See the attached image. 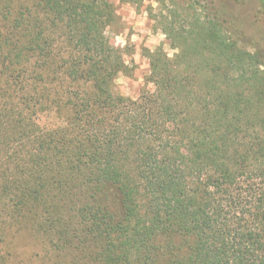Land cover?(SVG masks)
I'll return each mask as SVG.
<instances>
[{"label":"trees","instance_id":"trees-1","mask_svg":"<svg viewBox=\"0 0 264 264\" xmlns=\"http://www.w3.org/2000/svg\"><path fill=\"white\" fill-rule=\"evenodd\" d=\"M190 1L161 9L176 53H147L153 90L131 99L109 0H0V244L27 230L90 264H264V51ZM41 116L59 124L13 135Z\"/></svg>","mask_w":264,"mask_h":264},{"label":"rangeland","instance_id":"rangeland-1","mask_svg":"<svg viewBox=\"0 0 264 264\" xmlns=\"http://www.w3.org/2000/svg\"><path fill=\"white\" fill-rule=\"evenodd\" d=\"M171 1L109 0L115 12L112 23L106 30V36L113 47L125 51L126 62L132 69V75L121 74L116 79L114 87L117 93L131 99H138L144 91L153 90L152 84L147 82L150 74L147 53H154L161 49L170 58H173L176 53L161 24V9L164 5L170 7ZM175 1L183 3V0ZM154 3L158 6L154 7ZM196 3L201 8L207 5L210 9L207 10L208 12H219L227 21L226 29H230L229 33L241 40L248 50H254V43H260L264 51V11L259 0H197V2L191 0L189 6L185 3V8L190 5L197 6ZM120 37L124 40L123 44L118 40ZM133 37L137 39L134 41ZM122 77L125 84H117ZM141 79L143 83L140 82ZM59 121L57 117L33 118L23 124L15 125L12 133L17 139H23L49 129L59 124ZM5 240L4 244H0V264H90L88 259L77 252L61 256L53 252L48 253L39 239L27 230L10 233Z\"/></svg>","mask_w":264,"mask_h":264},{"label":"clouds","instance_id":"clouds-1","mask_svg":"<svg viewBox=\"0 0 264 264\" xmlns=\"http://www.w3.org/2000/svg\"><path fill=\"white\" fill-rule=\"evenodd\" d=\"M153 6H154V7H157L158 5H156V4L154 3ZM140 26H141V27L143 26L142 23H141ZM161 38H163V37H161ZM136 39H137L136 37H133V40H134V41H135ZM118 40H119V42H120L121 44L124 43V40H123L122 37L118 38ZM137 62H139V58H138V57H137ZM140 82L143 83V80L141 79ZM117 84H125V80H124V78L122 77L120 80H118V81H117Z\"/></svg>","mask_w":264,"mask_h":264}]
</instances>
